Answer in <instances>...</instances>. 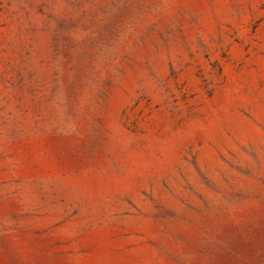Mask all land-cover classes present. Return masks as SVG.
<instances>
[{"label":"rangeland","instance_id":"obj_1","mask_svg":"<svg viewBox=\"0 0 264 264\" xmlns=\"http://www.w3.org/2000/svg\"><path fill=\"white\" fill-rule=\"evenodd\" d=\"M0 264H264V0H0Z\"/></svg>","mask_w":264,"mask_h":264}]
</instances>
